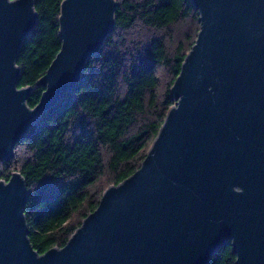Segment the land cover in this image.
<instances>
[{"label": "water", "instance_id": "95a60500", "mask_svg": "<svg viewBox=\"0 0 264 264\" xmlns=\"http://www.w3.org/2000/svg\"><path fill=\"white\" fill-rule=\"evenodd\" d=\"M198 32L140 167L107 188L66 244L39 255L15 172L0 181V264H264V0H191ZM114 0H63L60 49L37 86L18 88L34 0H0V162L41 114L69 94L114 27Z\"/></svg>", "mask_w": 264, "mask_h": 264}, {"label": "trees", "instance_id": "16d2710c", "mask_svg": "<svg viewBox=\"0 0 264 264\" xmlns=\"http://www.w3.org/2000/svg\"><path fill=\"white\" fill-rule=\"evenodd\" d=\"M63 0H34L37 21L19 51L17 87L37 86L60 49ZM114 27L86 63L81 79L57 105L41 114L0 162V181L24 179L28 239L42 255L62 248L110 186L141 165L167 112L169 90L198 32L191 0H114ZM226 243L208 264H234Z\"/></svg>", "mask_w": 264, "mask_h": 264}, {"label": "rangeland", "instance_id": "374dc122", "mask_svg": "<svg viewBox=\"0 0 264 264\" xmlns=\"http://www.w3.org/2000/svg\"><path fill=\"white\" fill-rule=\"evenodd\" d=\"M34 11H35V9H34ZM35 13H36V11H35ZM59 13H60V9H59ZM36 16H37V14H36ZM58 17H59V16H58ZM36 21H37V20H36ZM32 29H33V28H32ZM32 29H31V30H32ZM30 32H31V31H30ZM30 32H29V33H30ZM29 33H28V34H29ZM23 41H24V39H23ZM22 43H23V42H22ZM21 46H22V44H21ZM20 49H21V47H20ZM19 51H20V50H19ZM58 52H59V51H58ZM58 52H57V53H58ZM18 55H19V53H18ZM55 56H56V55H55ZM17 59H18V58H17ZM16 66H17V64H16ZM17 67H18V66H17ZM83 69H84V68H83Z\"/></svg>", "mask_w": 264, "mask_h": 264}, {"label": "bare ground", "instance_id": "6f19581e", "mask_svg": "<svg viewBox=\"0 0 264 264\" xmlns=\"http://www.w3.org/2000/svg\"><path fill=\"white\" fill-rule=\"evenodd\" d=\"M16 63H17V62H16ZM91 213H92V212H91ZM87 216H88V215H87ZM87 216H86V217H87ZM86 217H85V218H86Z\"/></svg>", "mask_w": 264, "mask_h": 264}]
</instances>
